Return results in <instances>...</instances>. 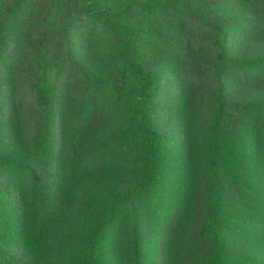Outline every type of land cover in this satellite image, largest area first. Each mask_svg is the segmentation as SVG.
Listing matches in <instances>:
<instances>
[{
    "label": "trees",
    "instance_id": "trees-1",
    "mask_svg": "<svg viewBox=\"0 0 264 264\" xmlns=\"http://www.w3.org/2000/svg\"><path fill=\"white\" fill-rule=\"evenodd\" d=\"M257 96L264 0H0V264H264Z\"/></svg>",
    "mask_w": 264,
    "mask_h": 264
},
{
    "label": "rangeland",
    "instance_id": "rangeland-1",
    "mask_svg": "<svg viewBox=\"0 0 264 264\" xmlns=\"http://www.w3.org/2000/svg\"><path fill=\"white\" fill-rule=\"evenodd\" d=\"M101 1L102 3L106 5H111V2H112V0H101ZM88 46L89 48H87L86 46L85 50L82 52L83 59H85V61H87L90 65H95L98 68V66H100L99 65L100 60L104 59L105 57L106 48L103 47V44L100 39H98L97 41H94L92 45H88ZM256 98L260 99L261 101H264V97L257 96ZM258 99H255V100H258ZM253 187L259 192L264 193V185L262 183H258L257 186H253ZM235 217L238 218L239 216H235ZM90 223H91V220L88 215H84L80 218L78 229H79V234L81 236H84L86 234V232L89 229ZM243 234L244 232H241L240 238H241V235ZM245 235L248 236L247 234ZM240 238L237 242L230 245L231 249L237 252V255L242 254V253L247 255L248 253L249 254L251 253L255 258L259 259L260 261L264 259V243L262 242L261 237H259L256 234L253 236H249L247 237V239H244V240Z\"/></svg>",
    "mask_w": 264,
    "mask_h": 264
}]
</instances>
